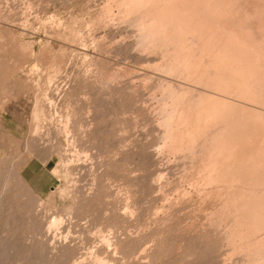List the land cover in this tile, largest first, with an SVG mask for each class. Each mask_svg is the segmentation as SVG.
<instances>
[{
	"label": "rangeland",
	"instance_id": "obj_1",
	"mask_svg": "<svg viewBox=\"0 0 264 264\" xmlns=\"http://www.w3.org/2000/svg\"><path fill=\"white\" fill-rule=\"evenodd\" d=\"M114 1L0 0V264H247L162 141L164 82H188L140 59Z\"/></svg>",
	"mask_w": 264,
	"mask_h": 264
},
{
	"label": "bare ground",
	"instance_id": "obj_2",
	"mask_svg": "<svg viewBox=\"0 0 264 264\" xmlns=\"http://www.w3.org/2000/svg\"><path fill=\"white\" fill-rule=\"evenodd\" d=\"M117 2L140 59L188 82L160 80L166 150L190 154L195 186L214 202L208 218L237 229L224 233L233 254L264 264V0Z\"/></svg>",
	"mask_w": 264,
	"mask_h": 264
},
{
	"label": "crops",
	"instance_id": "obj_3",
	"mask_svg": "<svg viewBox=\"0 0 264 264\" xmlns=\"http://www.w3.org/2000/svg\"><path fill=\"white\" fill-rule=\"evenodd\" d=\"M21 175L28 185L39 194L51 190L56 180L47 164L39 159L28 160L21 168Z\"/></svg>",
	"mask_w": 264,
	"mask_h": 264
}]
</instances>
